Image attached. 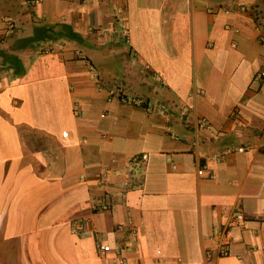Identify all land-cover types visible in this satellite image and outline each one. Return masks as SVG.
I'll return each mask as SVG.
<instances>
[{
    "label": "crops",
    "instance_id": "obj_1",
    "mask_svg": "<svg viewBox=\"0 0 264 264\" xmlns=\"http://www.w3.org/2000/svg\"><path fill=\"white\" fill-rule=\"evenodd\" d=\"M7 1L0 264H264V0Z\"/></svg>",
    "mask_w": 264,
    "mask_h": 264
},
{
    "label": "built area",
    "instance_id": "obj_2",
    "mask_svg": "<svg viewBox=\"0 0 264 264\" xmlns=\"http://www.w3.org/2000/svg\"><path fill=\"white\" fill-rule=\"evenodd\" d=\"M40 0H26L27 5L30 7L35 6L36 4L39 3ZM14 27V25L11 23L9 25V28L12 29ZM52 49L50 47L46 48L44 50V52H51ZM264 76L263 72H260L257 74V78H262ZM199 124L201 126H206L208 124V121L206 119H201L199 121ZM147 160L146 156H141L138 159H136V161H138L141 164H144ZM109 208L108 204H103L101 206V210H107ZM243 215L241 214V212H237L232 220L230 221L229 224H227L226 226H223L218 232H217V236L220 237V242H219V246H218V253L220 256H226L229 254V246L231 243V229L234 226L238 225L239 220H243ZM72 232L76 235H88L89 232H87L86 230H84L81 227H75L74 229H72ZM111 249V247L103 242H100L98 244V251L100 252V254L104 255L106 253H108V251Z\"/></svg>",
    "mask_w": 264,
    "mask_h": 264
},
{
    "label": "trees",
    "instance_id": "obj_3",
    "mask_svg": "<svg viewBox=\"0 0 264 264\" xmlns=\"http://www.w3.org/2000/svg\"><path fill=\"white\" fill-rule=\"evenodd\" d=\"M43 32H47V31H51V28L50 27H48V26H44V27H42V28H40ZM71 31V30H70ZM67 37L68 38H71V39H81L80 38V36L78 35V34H75V33H73L72 31L71 32H69V34L67 35ZM3 60H2V63H3V65L5 66V65H7L8 67H14V72L16 73V74H21L22 73V71H23V69H21V67H20V65H19V63H20V61L15 57V56H7V55H5V54H3ZM16 65H19L18 66V69H17V67H15ZM20 69L22 70V71H20Z\"/></svg>",
    "mask_w": 264,
    "mask_h": 264
},
{
    "label": "rangeland",
    "instance_id": "obj_4",
    "mask_svg": "<svg viewBox=\"0 0 264 264\" xmlns=\"http://www.w3.org/2000/svg\"><path fill=\"white\" fill-rule=\"evenodd\" d=\"M7 3H9L7 0H0V14L4 17L7 16L6 14H4L5 9L7 8Z\"/></svg>",
    "mask_w": 264,
    "mask_h": 264
}]
</instances>
